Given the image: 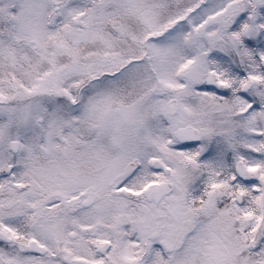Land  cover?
Returning a JSON list of instances; mask_svg holds the SVG:
<instances>
[{
	"label": "snow or ice",
	"instance_id": "6c2138e0",
	"mask_svg": "<svg viewBox=\"0 0 264 264\" xmlns=\"http://www.w3.org/2000/svg\"><path fill=\"white\" fill-rule=\"evenodd\" d=\"M0 264H264V0H0Z\"/></svg>",
	"mask_w": 264,
	"mask_h": 264
}]
</instances>
